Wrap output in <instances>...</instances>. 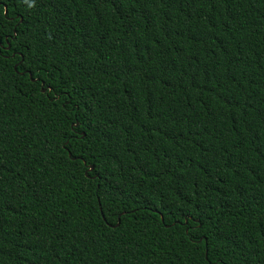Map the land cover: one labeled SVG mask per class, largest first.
Here are the masks:
<instances>
[{
  "label": "trees",
  "instance_id": "trees-1",
  "mask_svg": "<svg viewBox=\"0 0 264 264\" xmlns=\"http://www.w3.org/2000/svg\"><path fill=\"white\" fill-rule=\"evenodd\" d=\"M0 264H264V0H0Z\"/></svg>",
  "mask_w": 264,
  "mask_h": 264
},
{
  "label": "water",
  "instance_id": "water-1",
  "mask_svg": "<svg viewBox=\"0 0 264 264\" xmlns=\"http://www.w3.org/2000/svg\"><path fill=\"white\" fill-rule=\"evenodd\" d=\"M91 169H92V168H91ZM161 220H163L162 217H161ZM118 223H119V220H118ZM118 223H117V225H118Z\"/></svg>",
  "mask_w": 264,
  "mask_h": 264
}]
</instances>
